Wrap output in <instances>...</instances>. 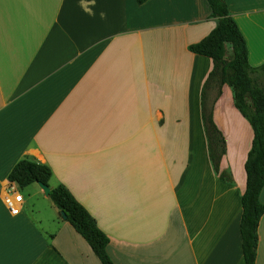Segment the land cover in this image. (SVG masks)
I'll use <instances>...</instances> for the list:
<instances>
[{"label": "crops", "instance_id": "0c3cea01", "mask_svg": "<svg viewBox=\"0 0 264 264\" xmlns=\"http://www.w3.org/2000/svg\"><path fill=\"white\" fill-rule=\"evenodd\" d=\"M226 2L260 67L264 0ZM217 23L207 0H0V264H102L37 183L11 214L5 197L23 189L8 176L25 158L49 166L50 189L66 186L96 219L115 264H245L254 132L230 87L211 92L231 177L221 180L201 118L213 62L189 50Z\"/></svg>", "mask_w": 264, "mask_h": 264}, {"label": "trees", "instance_id": "16d2710c", "mask_svg": "<svg viewBox=\"0 0 264 264\" xmlns=\"http://www.w3.org/2000/svg\"><path fill=\"white\" fill-rule=\"evenodd\" d=\"M139 5L148 0H136ZM211 16L218 20L213 31L203 40L189 46V50L213 62L201 92V118L207 138L208 155L214 172L223 181L231 177L221 170L226 154V142L213 116L211 92L218 94L224 86L233 91L235 108L248 120L254 139L245 163L246 189L241 198L240 231L245 264H256L258 227L264 214L260 195L264 188V64L252 67L248 62L247 43L231 16L226 0H207ZM230 49V52H229ZM52 170L45 164L28 158L19 161L8 176L9 182L25 189L32 184L49 186ZM50 199L66 214V221L91 247L102 264H115L108 254L109 237L99 228L96 219L60 184L51 189Z\"/></svg>", "mask_w": 264, "mask_h": 264}, {"label": "built area", "instance_id": "2783aa9c", "mask_svg": "<svg viewBox=\"0 0 264 264\" xmlns=\"http://www.w3.org/2000/svg\"><path fill=\"white\" fill-rule=\"evenodd\" d=\"M23 202V196L15 191L10 192L5 197V204L11 214L17 215L21 212V204Z\"/></svg>", "mask_w": 264, "mask_h": 264}, {"label": "rangeland", "instance_id": "374dc122", "mask_svg": "<svg viewBox=\"0 0 264 264\" xmlns=\"http://www.w3.org/2000/svg\"><path fill=\"white\" fill-rule=\"evenodd\" d=\"M229 52H230V49H229ZM35 185H36V183L34 184V187H36ZM19 192H20L21 195H22V194L25 195L26 198H27V196H28V194H29L27 188H25V189H23V190H19ZM28 201H29V203H34V204H36L37 211H38V210H39V211H42V210H43V212H48V210H49V206L47 205V201L44 200V199H41V198H40V200H38V199H36L35 197H31L30 199H28ZM37 211H36V212H37ZM37 213H38V212H37Z\"/></svg>", "mask_w": 264, "mask_h": 264}, {"label": "water", "instance_id": "95a60500", "mask_svg": "<svg viewBox=\"0 0 264 264\" xmlns=\"http://www.w3.org/2000/svg\"><path fill=\"white\" fill-rule=\"evenodd\" d=\"M38 185H39V187L43 190V192H44V194L46 195V196H49L50 195V191H51V189H50V187L49 186H47V185H44V184H42V183H37ZM58 209V208H57ZM59 210V209H58ZM60 215H61V217L64 219V220H66V214L64 213V212H61L60 211Z\"/></svg>", "mask_w": 264, "mask_h": 264}]
</instances>
